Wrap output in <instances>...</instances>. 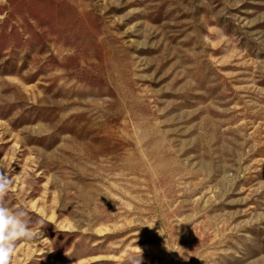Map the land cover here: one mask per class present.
<instances>
[{
    "label": "rangeland",
    "instance_id": "374dc122",
    "mask_svg": "<svg viewBox=\"0 0 264 264\" xmlns=\"http://www.w3.org/2000/svg\"><path fill=\"white\" fill-rule=\"evenodd\" d=\"M11 264H264V0H0Z\"/></svg>",
    "mask_w": 264,
    "mask_h": 264
},
{
    "label": "clouds",
    "instance_id": "9594fccd",
    "mask_svg": "<svg viewBox=\"0 0 264 264\" xmlns=\"http://www.w3.org/2000/svg\"><path fill=\"white\" fill-rule=\"evenodd\" d=\"M19 179L20 174L12 177L0 166V264H11L18 241H31L38 235L30 227L23 208L12 210L6 206L5 197ZM259 215H264V212Z\"/></svg>",
    "mask_w": 264,
    "mask_h": 264
}]
</instances>
